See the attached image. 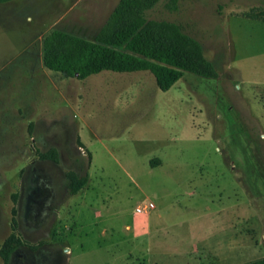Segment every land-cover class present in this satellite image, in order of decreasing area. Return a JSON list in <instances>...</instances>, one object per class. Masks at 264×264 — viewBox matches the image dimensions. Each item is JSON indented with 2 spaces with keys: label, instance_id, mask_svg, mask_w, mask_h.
I'll return each mask as SVG.
<instances>
[{
  "label": "rangeland",
  "instance_id": "1",
  "mask_svg": "<svg viewBox=\"0 0 264 264\" xmlns=\"http://www.w3.org/2000/svg\"><path fill=\"white\" fill-rule=\"evenodd\" d=\"M117 2L0 4V249L20 242L7 264L264 258V21L243 16L264 0H162L147 12L197 40L214 79L184 73L161 91L148 71L78 80L43 66L51 30L92 40ZM68 173L87 179L73 195ZM148 202L165 245L133 231Z\"/></svg>",
  "mask_w": 264,
  "mask_h": 264
},
{
  "label": "trees",
  "instance_id": "2",
  "mask_svg": "<svg viewBox=\"0 0 264 264\" xmlns=\"http://www.w3.org/2000/svg\"><path fill=\"white\" fill-rule=\"evenodd\" d=\"M12 0H0L6 3ZM162 0H118L92 40L61 30H51L42 41V64L53 72L78 80L102 71H148L161 91L169 90L184 73L214 79L217 72L200 43L183 32L180 25L166 20L148 19L146 14ZM175 8L177 0H167ZM264 21V10L251 8L243 14ZM53 150L46 158L57 161ZM70 193L76 194L86 177L67 174ZM20 245L11 235L0 249L3 264ZM244 264H264V258Z\"/></svg>",
  "mask_w": 264,
  "mask_h": 264
},
{
  "label": "crops",
  "instance_id": "3",
  "mask_svg": "<svg viewBox=\"0 0 264 264\" xmlns=\"http://www.w3.org/2000/svg\"><path fill=\"white\" fill-rule=\"evenodd\" d=\"M82 144L85 147V149L87 150V152L90 154L91 164H92L93 163V155L90 152V150L87 149L86 145L83 142H82ZM159 162L162 163V160L160 157H158L156 155H153L152 157L147 159V165L149 168H151V170H153L157 167H160L161 165H159V166L157 165ZM148 203H152V202H148ZM144 204H147V203H144ZM137 207H135V209ZM154 210H155L154 204H153L152 209H150L148 212L143 213V214L136 213L134 210L135 219L133 220L132 228H133V231L135 232L136 237L141 238L143 236H148L150 241L156 243V246H161L165 242L160 241V239H159L160 235H158L157 233H160L163 229H168V228L164 227V225L162 224L161 221L154 222L153 218L156 215H157V218H159V213L156 214ZM126 228H128V227H126ZM176 246L178 247L179 243H176Z\"/></svg>",
  "mask_w": 264,
  "mask_h": 264
},
{
  "label": "built area",
  "instance_id": "4",
  "mask_svg": "<svg viewBox=\"0 0 264 264\" xmlns=\"http://www.w3.org/2000/svg\"><path fill=\"white\" fill-rule=\"evenodd\" d=\"M152 208H153V204H152V203H147V204H143V205L137 207V208L135 209V212H136V213L143 214V213L148 212V211H149L150 209H152Z\"/></svg>",
  "mask_w": 264,
  "mask_h": 264
}]
</instances>
